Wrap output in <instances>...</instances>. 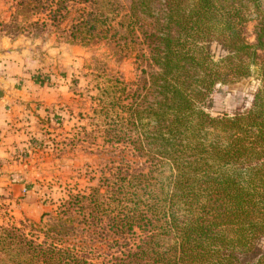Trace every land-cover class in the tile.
<instances>
[{
  "label": "trees",
  "instance_id": "1",
  "mask_svg": "<svg viewBox=\"0 0 264 264\" xmlns=\"http://www.w3.org/2000/svg\"><path fill=\"white\" fill-rule=\"evenodd\" d=\"M85 1L96 12L74 20L72 39L135 52L141 71L109 80L101 114L114 118L123 158L128 150L148 164L121 167L112 219L119 245L136 227L144 237L96 261L80 239L83 196L72 194L43 213L45 225H0V264H264V0ZM253 9L261 20L251 42ZM255 76L249 107L207 110L217 85ZM102 204H90L92 216Z\"/></svg>",
  "mask_w": 264,
  "mask_h": 264
},
{
  "label": "rangeland",
  "instance_id": "2",
  "mask_svg": "<svg viewBox=\"0 0 264 264\" xmlns=\"http://www.w3.org/2000/svg\"><path fill=\"white\" fill-rule=\"evenodd\" d=\"M89 12H96L95 6L85 0H0V83L6 80L13 90L26 93L19 99L22 115L14 126V133L22 136L19 154L13 157L17 176L0 185V225L22 226V221L45 225L51 216L42 223L43 213L55 214L72 194L83 196L77 210L80 239L89 240L99 257L96 261L105 262L122 255L118 247H126L127 241L144 237L136 227L119 245L112 219L121 167L134 161L148 164L128 150L130 156L123 158L124 146L111 136L114 118L101 114L106 106L101 90L109 80L130 83L141 73L136 53L121 56L106 39L74 41L70 36L74 20ZM260 20L253 9L248 25L251 42ZM213 50L217 57L222 54L216 44ZM258 84L255 76L217 85L205 103L207 110L212 115L244 110ZM136 187L137 182L132 185ZM96 201L103 204L92 216L90 204Z\"/></svg>",
  "mask_w": 264,
  "mask_h": 264
},
{
  "label": "crops",
  "instance_id": "3",
  "mask_svg": "<svg viewBox=\"0 0 264 264\" xmlns=\"http://www.w3.org/2000/svg\"><path fill=\"white\" fill-rule=\"evenodd\" d=\"M1 78V77H0ZM14 89V88H13ZM11 83L6 80L0 83V185L8 184L10 177L17 176L13 174L16 169V156L18 140L22 137L14 133L16 120L21 117L22 112L19 111V99L26 97V93L22 90H13ZM21 136V137H20ZM3 165V166H1Z\"/></svg>",
  "mask_w": 264,
  "mask_h": 264
}]
</instances>
